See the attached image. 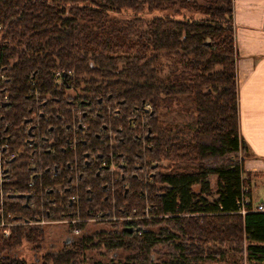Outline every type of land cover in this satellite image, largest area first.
<instances>
[{"label":"trees","instance_id":"1","mask_svg":"<svg viewBox=\"0 0 264 264\" xmlns=\"http://www.w3.org/2000/svg\"><path fill=\"white\" fill-rule=\"evenodd\" d=\"M234 11L235 0H0V92L11 86L27 108L28 95L52 90L56 72L66 71L110 80L127 103L153 104L144 118L154 134L147 157L158 169L152 182H134L127 194L121 187L115 197L118 214L145 210L139 195L147 190L151 212L161 216L138 222L140 232H96L109 249L128 251L104 264H264V212L252 210L245 166L252 154L240 133ZM121 59L128 67L117 72ZM0 108L2 145L13 119L10 107ZM22 168L3 182L5 211L14 213L8 220H34L31 207L9 197L31 192L32 170ZM243 194L251 200L246 214ZM84 199L82 217H97L99 208ZM6 229L0 264H28L16 251L24 239L43 241V231L21 224L4 237ZM89 240L73 242L77 251L56 262Z\"/></svg>","mask_w":264,"mask_h":264},{"label":"flooded vegetation","instance_id":"2","mask_svg":"<svg viewBox=\"0 0 264 264\" xmlns=\"http://www.w3.org/2000/svg\"><path fill=\"white\" fill-rule=\"evenodd\" d=\"M61 74L55 75L52 90L28 95L27 108L21 100L15 101L11 86L2 90L9 92L4 107L11 108L13 121L7 124L8 138L1 149L0 194L5 196L4 180L24 173L22 166H27L32 170L31 192L21 193L31 196L28 201L16 199L32 208L34 220L27 218L18 225L63 223L72 233L67 239L72 243L82 231L78 223H121L127 232H140L141 225L133 220L135 213H117L115 193L123 187L127 194L134 182L153 181L158 162L147 157L154 134L144 118V111L152 108L127 103L110 80L95 83L89 75L65 71L62 78ZM84 195L99 208L93 220L81 215L86 206Z\"/></svg>","mask_w":264,"mask_h":264},{"label":"crops","instance_id":"3","mask_svg":"<svg viewBox=\"0 0 264 264\" xmlns=\"http://www.w3.org/2000/svg\"><path fill=\"white\" fill-rule=\"evenodd\" d=\"M235 41L239 51L240 133L252 157L246 171L264 175V0H235ZM248 186L253 204L262 198L264 185ZM257 186L256 188H253ZM255 189L257 193H255Z\"/></svg>","mask_w":264,"mask_h":264},{"label":"rangeland","instance_id":"4","mask_svg":"<svg viewBox=\"0 0 264 264\" xmlns=\"http://www.w3.org/2000/svg\"><path fill=\"white\" fill-rule=\"evenodd\" d=\"M129 16V15H128ZM123 17V15L121 16ZM15 60V59H14ZM13 60V61H14ZM165 66L162 73H166L168 71V66L166 65V60L164 59ZM126 59H121L118 63L117 72L124 71L127 68ZM4 75V74H3ZM5 76V75H4ZM122 76H125L124 74ZM93 78L92 76H90ZM4 79V77H1ZM95 79V78H93ZM103 79L101 76L95 79V83L101 82ZM3 83L0 82V87ZM8 91L0 92V98L8 95ZM150 108L153 109V104H147ZM172 115H177L176 111H172V113L163 114V118L169 119ZM3 123L0 121V133H3ZM247 172V177L251 180L252 184L255 182L257 186L264 185V175H256L252 172ZM213 189H216V176H211L210 178ZM254 186L253 188H256ZM196 190H199V186L194 187ZM255 193L257 190L255 189ZM260 196H264V188L260 190ZM215 196L210 197L213 199ZM145 210L137 207L138 211L131 209L130 214H136V217L133 218L134 221L140 222L144 218H155L158 216H154L156 213H152V210L146 211L147 209H151L150 204L146 201ZM149 204V205H148ZM135 207V206H134ZM124 216V212H121ZM161 215H159L160 217ZM40 229L43 231L44 240L43 241H30L29 239H24L22 246L17 249V255L21 258H24L28 264H60L61 262H56V258L65 255L67 252H76L77 249L73 246V243L69 239L72 233L66 224L63 223H41L38 224ZM13 227V226H12ZM11 227V228H12ZM122 229L121 223L115 225L113 223H102V222H91L84 224V229L80 232L79 238L72 239L73 242L79 240L82 237L90 238L89 242H87L86 248L82 251H78L68 262L62 264H104L110 262L112 259L118 260L120 257L123 258L127 254V250L118 249L112 250L106 246V241L95 237L94 234L96 232L105 231L108 232H118ZM5 232V231H4ZM4 237H8L4 234ZM0 239H2L0 234ZM38 242V243H37ZM37 243V244H36ZM72 243V244H71ZM39 245V246H37ZM152 254V253H151ZM200 264H223L219 261H208L207 259L203 260Z\"/></svg>","mask_w":264,"mask_h":264},{"label":"built area","instance_id":"5","mask_svg":"<svg viewBox=\"0 0 264 264\" xmlns=\"http://www.w3.org/2000/svg\"><path fill=\"white\" fill-rule=\"evenodd\" d=\"M1 27H2V25L0 24V28ZM60 74H61L60 72H56L55 75L56 76H60ZM2 77L5 78L4 75H2ZM8 96L9 95H5V97H1L0 98V104H2L3 102L7 101L8 100ZM3 146H6V144L5 145L4 144L3 145H0V158H1V155H2L1 149H2ZM33 183L34 182L32 181L30 184L32 185ZM247 190L248 189L245 188V191H247ZM0 195H1L0 196V218H1V220H0V226H3V227L6 226L7 227V229L5 230L4 234L6 236H9L11 234V232H12V228L11 227L12 226H15V225H18L20 223L17 220L16 221L15 220H8V218L9 217H12L14 213L12 211H5V207H4L5 206V196H4V192H1ZM143 195H144L146 201L150 204V207H151V209H147L146 208V211L152 210L153 207L151 206V203L148 200L147 191H145L143 193ZM250 202H251L250 198L247 195L243 194L242 195V198L240 199V212L241 213L246 214V212H248V210H249L248 209V205L250 204ZM133 209L136 210V211H138L137 207H134ZM252 210L253 211H259V212H264V196L261 198V200L259 202H257L256 204H253L252 205ZM126 213H127V215L128 214L130 215V212H127L126 211ZM154 216H159V215L158 214H155ZM87 218H90V220H93L94 219V218H91V217H87Z\"/></svg>","mask_w":264,"mask_h":264},{"label":"water","instance_id":"6","mask_svg":"<svg viewBox=\"0 0 264 264\" xmlns=\"http://www.w3.org/2000/svg\"><path fill=\"white\" fill-rule=\"evenodd\" d=\"M8 104L7 102H4L3 103V106ZM30 194H24V193H12V194H9V197H13V198H21V197H25L27 199V201L29 200L30 198Z\"/></svg>","mask_w":264,"mask_h":264},{"label":"bare ground","instance_id":"7","mask_svg":"<svg viewBox=\"0 0 264 264\" xmlns=\"http://www.w3.org/2000/svg\"><path fill=\"white\" fill-rule=\"evenodd\" d=\"M251 204V203H250ZM29 222V221H28Z\"/></svg>","mask_w":264,"mask_h":264}]
</instances>
